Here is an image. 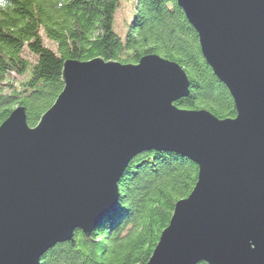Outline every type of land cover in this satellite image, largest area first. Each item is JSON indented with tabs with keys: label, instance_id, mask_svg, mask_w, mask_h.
I'll return each mask as SVG.
<instances>
[{
	"label": "water",
	"instance_id": "95a60500",
	"mask_svg": "<svg viewBox=\"0 0 264 264\" xmlns=\"http://www.w3.org/2000/svg\"><path fill=\"white\" fill-rule=\"evenodd\" d=\"M177 2L237 115L178 106L189 74L157 53L66 59L38 124L19 104L0 125V264H41L77 230L91 235L148 150L182 154L199 172L146 264H264V0Z\"/></svg>",
	"mask_w": 264,
	"mask_h": 264
},
{
	"label": "trees",
	"instance_id": "16d2710c",
	"mask_svg": "<svg viewBox=\"0 0 264 264\" xmlns=\"http://www.w3.org/2000/svg\"><path fill=\"white\" fill-rule=\"evenodd\" d=\"M120 5L121 0H0V125L19 104L27 109L29 125H37L64 88L68 58L138 63L150 53L176 60L189 74L190 94L178 106L206 108L221 118L237 115L233 96L207 62L198 32L177 0H135L124 36L114 25ZM13 74L25 78L18 81ZM198 172L194 161L174 151L137 155L119 182L114 212L91 235L78 230L72 240L55 245L41 263L146 264Z\"/></svg>",
	"mask_w": 264,
	"mask_h": 264
},
{
	"label": "rangeland",
	"instance_id": "374dc122",
	"mask_svg": "<svg viewBox=\"0 0 264 264\" xmlns=\"http://www.w3.org/2000/svg\"><path fill=\"white\" fill-rule=\"evenodd\" d=\"M134 7H135V0H121V5L116 12L114 25H115V30L122 36H124L127 32L128 22L130 21V19L134 14ZM43 38L45 43L49 47L56 50L57 48L56 44H54L45 33H43ZM25 54L34 60L35 58L34 55L31 54L29 51H26ZM13 76L16 79H18V81L25 78L24 76L18 74H13Z\"/></svg>",
	"mask_w": 264,
	"mask_h": 264
},
{
	"label": "bare ground",
	"instance_id": "6f19581e",
	"mask_svg": "<svg viewBox=\"0 0 264 264\" xmlns=\"http://www.w3.org/2000/svg\"><path fill=\"white\" fill-rule=\"evenodd\" d=\"M110 214H111V213H110ZM77 231H78V230H77ZM77 231H76V232H77ZM52 248H53V247H52ZM49 250H50V249H49ZM49 250H48V251H49ZM46 253H47V252H46ZM44 255H45V254H44ZM44 255H43V256H44ZM41 264H42V263H41Z\"/></svg>",
	"mask_w": 264,
	"mask_h": 264
}]
</instances>
